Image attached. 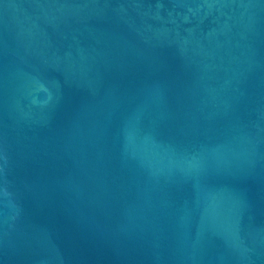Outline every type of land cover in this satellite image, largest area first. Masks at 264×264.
Segmentation results:
<instances>
[{
	"label": "water",
	"instance_id": "obj_1",
	"mask_svg": "<svg viewBox=\"0 0 264 264\" xmlns=\"http://www.w3.org/2000/svg\"><path fill=\"white\" fill-rule=\"evenodd\" d=\"M0 264H264V0H0Z\"/></svg>",
	"mask_w": 264,
	"mask_h": 264
}]
</instances>
